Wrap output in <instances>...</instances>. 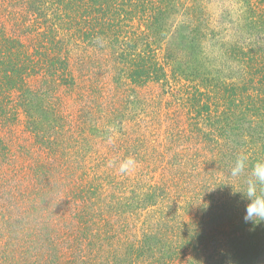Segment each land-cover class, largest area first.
<instances>
[{
  "label": "trees",
  "instance_id": "trees-1",
  "mask_svg": "<svg viewBox=\"0 0 264 264\" xmlns=\"http://www.w3.org/2000/svg\"><path fill=\"white\" fill-rule=\"evenodd\" d=\"M14 2L19 6V13L13 3L6 15L11 18L14 35L9 34L7 21L0 20V119L10 123V118L18 121L22 116L25 131L30 135V146L34 143L50 155L61 150L63 157L56 156V169L71 171L67 143L78 154L81 168H85L95 160L94 155L104 154L98 146L95 149V141L106 142L112 147L123 141V149L138 144L131 140L133 133L130 129L143 135L144 140L147 133L157 131L159 127L150 124L160 126L163 119L162 115L155 117V101L160 95L171 94L168 69L172 73V64L176 65L178 75H183L189 65L195 66L185 73L187 81L201 73L200 77L203 76L207 86L206 81L214 78L208 72L214 67L213 61L204 60L207 56L197 45L205 36L202 32L188 31L180 36L173 32L172 38V15L177 17L188 7L181 0ZM247 2L242 21L245 33L249 35L247 45L252 46L256 42L253 30L264 26V0ZM8 7L0 0L1 13H6ZM172 8H176V14H172ZM195 9L198 6L189 10ZM247 48L243 45L236 48L242 59L237 61L244 63L238 65L242 67L243 76L226 85L227 92L220 106L206 104V115L198 118L208 121L205 127L197 129L200 140L193 128H188L196 120L195 111L184 115L176 111V108L184 107V100L180 97L176 104H172L171 122L182 138L175 141L181 145V157L172 162L177 180L183 178L186 181V175L196 177L208 167L207 164L212 172L222 173L207 176L205 181L210 180L214 185L199 199L202 203L198 209L192 210L190 204L187 206L191 210L172 206L160 213L164 215L162 220L159 216L152 217L135 227H129L127 219L126 223L123 218L104 219L99 227L101 230L93 237L97 243L85 245L74 241L72 250L78 248L79 251L75 252L79 254L66 257L59 252L58 244L49 237L44 225H30V220L38 221V218L24 207L23 201L31 199V208H39L34 201L41 199L42 194L34 188L31 197L27 196L23 201L17 197L13 210L5 209L10 216L0 217V232H4L2 224L6 223L23 234L17 226L29 221L27 225L32 227L35 242L32 246L30 241L27 243L28 239L22 242L11 230V235L0 241V264H5L9 255L5 249L11 247L19 254L17 264H48L47 260L50 264H214L218 258H223L225 264L227 261L230 264H250V260L264 249V222L255 227L244 222L248 201L233 190L243 188L251 166L264 160V58L250 50L251 47ZM247 54L256 57L252 65L244 62L249 57ZM149 84H156L159 92L143 97L139 90ZM219 87V84L216 87L210 85L205 92L210 93L213 88L219 91ZM63 95L78 101L79 116L71 123L65 119L64 106L68 102ZM6 105H10L12 112H8ZM10 115L12 117H8ZM72 124L76 127L73 128ZM5 130L10 131V127ZM62 130L65 132L60 139ZM225 132H232L226 140L235 143L226 142L219 144L220 147L212 143L216 134L224 138ZM69 135L77 140L68 141ZM2 139L0 136V142ZM208 145L214 153L215 150L220 152L216 159H203L202 146ZM240 153L248 155L249 167L244 176L232 178L228 169ZM2 156L8 155L3 152ZM54 159L46 158L47 164ZM105 162L115 164V161ZM51 167L53 170V164ZM260 187L258 185V194ZM74 188L72 195L78 191L79 184ZM166 193V189L157 185L144 188L128 185L121 194L119 208L114 211L135 215L158 208ZM91 200L90 194L82 196L77 203L78 215L88 209ZM114 204L118 205V202ZM70 210L72 215L73 206ZM96 221L80 222L81 226L88 224L89 227L96 226ZM79 229L77 225L80 240L89 236ZM69 240L73 241L72 238ZM29 251H35L34 259L27 258L31 263L26 260Z\"/></svg>",
  "mask_w": 264,
  "mask_h": 264
},
{
  "label": "rangeland",
  "instance_id": "rangeland-1",
  "mask_svg": "<svg viewBox=\"0 0 264 264\" xmlns=\"http://www.w3.org/2000/svg\"><path fill=\"white\" fill-rule=\"evenodd\" d=\"M1 1L5 2L9 7L6 13H1L0 10V20L7 21L9 34L14 35V26L11 18H7L6 15H8L7 12L12 8L13 3L15 7L17 5L14 2L15 0ZM181 3H185L188 7L184 13L179 12L177 17L172 15V38L173 32L179 36L186 34L188 31H194L195 33L202 32L205 36L199 39L201 41L197 45L207 56L204 57V60L213 61L212 66L214 67H211L212 70L208 72H211L214 78L209 82L206 81L207 86L205 85L203 76L200 77L201 73L195 74V78L187 81L185 78L188 75L185 73L192 71L195 66L189 65L183 75H178L175 72L176 65L172 64V73L168 69V78L172 83L171 94L158 96L155 101L156 104L154 103L156 111L161 112H156L155 117L162 115L163 122L160 126L157 123L150 125L151 127H159V129L155 132L147 133L145 140L143 139V135H137L130 129L129 131L133 133L131 140L133 143L138 144L123 149L121 147L123 141H118L115 147L106 142L95 141V149L98 146L104 154L94 155L95 160L89 165L87 164L85 168H81L78 162V154L67 143L68 148L66 153L67 157H69L68 163L71 165L69 173L62 168L56 169L58 164L57 158L59 156L63 157L61 150L54 151L53 155H50L40 150L39 146L34 143L32 146L29 145L30 141L28 138L30 135L25 131L22 116H20V120L18 121L11 120L10 118V123L8 121L1 122L0 119V136L3 138V141L0 142V217L2 215L9 217L10 215L5 212V209L13 210L17 197L20 201L21 199L23 201L27 196L31 197V191L36 188L42 194L41 199L34 201V203L39 204V208H31V199L23 201L24 207L29 209L38 218V221L36 219L30 220V225H44L45 231L50 234L49 237L54 239L58 244L59 252L61 251L66 257H69L70 255L79 254L77 253L79 251L78 248H74L77 252L72 250L74 241H78L76 244L84 242L85 245L97 243L93 237L99 229L101 230L99 227L104 219H111L112 217L123 218L124 223H126L125 219H127L129 221L127 225L135 227V225L142 223L144 220L149 221L148 219H152V217L159 216L162 220L164 215H160V213L167 211L172 206L174 208L180 206L186 210H191V208L192 210L194 208L195 210L198 209L200 203H202V200L199 199H202V196L209 192L212 185H214L213 182L210 183V180L205 181L207 176L222 175V173L213 171V174L208 168L209 164H207L206 166L208 167H205L196 177L186 175V181L183 178H180L179 181L177 180L172 162L176 158L181 157V145L178 146L175 141H179L182 138L177 135V127L174 122L173 124L171 122L174 112L172 104H176L178 97H180L184 100V107H178L176 111L181 112L182 115L195 111L194 117L196 120L188 128H193L194 133L198 135L197 139L200 140L201 134L197 132V129L205 127V124L208 123L207 120L205 122L201 120L206 115L207 109L205 105L216 104L217 107L220 106L221 99L225 97L227 92L224 89L226 85L242 77L244 74L241 72L242 67L238 66L244 65V63L239 64L237 61V59L241 61L242 59L239 58L241 55L236 48L242 45L248 47L247 49L251 47L250 50L259 53V57L264 58V26L253 30L256 42L252 46H248L247 37L249 35L245 33L246 27L242 21L244 18L243 12L247 11V0H181ZM197 6L198 9H195V11L189 10ZM18 7L16 8V13H19ZM175 10L176 8H172V14H176ZM165 47L166 44L163 46L164 50L161 52L162 54L165 52ZM255 59L256 57L250 54L244 62L247 65H252L256 61ZM217 84L221 86L219 87V91L213 88L210 93L205 92L207 87L210 85L216 87ZM139 91L143 97H150L159 92V89L156 84H149L147 88ZM164 98L167 99L165 100ZM63 99L68 102L64 106V112L67 117L64 118L67 122L71 123V120H76L79 116L78 101L69 95H63ZM6 107L9 109L10 105H6ZM9 111L12 112L10 109ZM14 113H19V111ZM196 114L199 116L197 117ZM8 117H12V115ZM7 127H10V131L5 130ZM72 127L75 128L76 126L72 124ZM64 128H67V126H64ZM64 132L62 130L60 139L63 138ZM231 133L225 132L224 138L216 134L213 137L214 141L212 143H215L217 146L226 142H229V144L235 143L234 141L226 140ZM76 140V137L69 135L68 141ZM3 152L8 156H2ZM219 153L217 150L214 153L209 145L202 146L203 159H216ZM50 157L55 158V161L53 160L51 164H47L46 158ZM129 157L135 159L136 166L127 173H121L119 171L120 164ZM106 160L115 161V164H108L105 162ZM52 164L54 167L53 170H50L52 169ZM86 181H90L91 183ZM203 183L205 184L204 187H202ZM76 184H79L78 191L75 195H72ZM132 184L138 188L157 185L162 189H166L167 193L158 208L144 210L135 215H128L126 213L124 215L121 213L116 214L114 210L120 206L119 203L122 201L121 194L124 188ZM200 188L201 190L197 191ZM88 190L89 193L87 192ZM45 194L47 197H45ZM87 194L91 195L92 200L87 207L88 209L82 210L78 215L80 209L77 207V203L81 201L82 196ZM101 195L105 198L103 199ZM115 202H118V205L114 204ZM188 204L191 205V208L187 206ZM72 206L73 214L71 215L70 209ZM89 212L90 214L88 215ZM89 219L92 221L97 220L94 223L96 226L88 227V224L81 226V220ZM30 222L27 221L20 226L16 225L23 234L17 233L11 225L3 223L4 232H0V241L8 238L11 235V230H13L17 233V237L22 239V242L28 239L27 243L30 241L32 246L35 242L32 239H35L36 236L32 233V227L27 225ZM77 225L80 227L79 231L81 233H86L89 236L80 240V233L76 232ZM71 238L73 239L72 242L69 240ZM90 248L92 249V247ZM6 250L9 251V255L5 260V264H17L19 256L17 251L12 247L6 248ZM34 253L35 251H29L26 254V260L27 258L34 259V256L32 257ZM27 261L29 262V260ZM216 261L214 264H225L223 258H218ZM47 263L50 264L48 260ZM143 264L147 263L144 262ZM226 264H230V261H227ZM250 264H264V249L250 260Z\"/></svg>",
  "mask_w": 264,
  "mask_h": 264
},
{
  "label": "clouds",
  "instance_id": "clouds-1",
  "mask_svg": "<svg viewBox=\"0 0 264 264\" xmlns=\"http://www.w3.org/2000/svg\"><path fill=\"white\" fill-rule=\"evenodd\" d=\"M248 161L249 157L247 154H238L234 163L228 169V175L232 178L244 176L249 167ZM135 166V159L129 157L121 162L119 171L121 173H127L133 170ZM244 185L245 186L240 190H233V193H240L242 197L248 201L243 220L245 223H250L255 227L264 222V160H258L251 166V171L245 180ZM258 185L261 186L259 194Z\"/></svg>",
  "mask_w": 264,
  "mask_h": 264
}]
</instances>
